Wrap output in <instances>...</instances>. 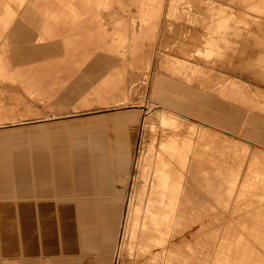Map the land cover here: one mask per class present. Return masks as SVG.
Listing matches in <instances>:
<instances>
[{
  "label": "rangeland",
  "instance_id": "1",
  "mask_svg": "<svg viewBox=\"0 0 264 264\" xmlns=\"http://www.w3.org/2000/svg\"><path fill=\"white\" fill-rule=\"evenodd\" d=\"M163 3L156 38L147 46L145 57L150 58V67L137 71L128 62L121 63H127L125 96L114 91L99 100H85L87 92L103 80L97 73H79L81 86L73 79L52 90L46 101L30 97L18 84L0 85V129L25 127L28 146L29 125L60 121L67 132L71 125L87 131L105 128L107 132L115 120L129 121L125 111L142 109L134 131L128 129L126 137L134 139V154L136 160L141 156L143 167L133 160L125 187L121 182L124 174L114 172V187L123 190L125 204L112 264H152L150 252L158 254L161 242L176 243L181 238L185 242L184 247L177 246L181 264H189L191 259L193 264H205V250L210 255L217 252L211 264H248L245 258L264 257V12L255 11L264 0H180L177 13L169 17L165 15L168 0ZM212 6L226 10L229 27L226 42L219 43L221 55L207 58L198 51H204L214 26ZM176 60L192 68L187 72L190 79L165 70L166 61ZM160 76L165 95H170V87L175 97L177 92L180 95L181 85L191 89L195 97L188 100L194 106L192 113L166 106L162 96L154 93ZM226 81L237 84L253 102L222 98L219 90ZM91 115L102 116L91 120ZM161 115L168 117L170 124L159 125ZM67 132L65 137L70 138ZM201 134L207 137L204 143L198 137ZM189 161L197 178L196 210L185 215L180 236L174 229L169 234L166 218L186 183L183 170ZM136 194L140 198L138 211L126 232L128 205ZM51 215L47 214L48 219ZM61 216L63 225L68 224L67 216ZM50 222L51 229H56L59 222ZM47 241L52 242L53 236ZM186 253L190 254L189 263ZM48 254H34L32 264H54ZM86 262L84 259L82 264Z\"/></svg>",
  "mask_w": 264,
  "mask_h": 264
},
{
  "label": "crops",
  "instance_id": "2",
  "mask_svg": "<svg viewBox=\"0 0 264 264\" xmlns=\"http://www.w3.org/2000/svg\"><path fill=\"white\" fill-rule=\"evenodd\" d=\"M163 2L0 0V85L18 84L30 97L46 101L52 90L73 79H78L73 83L81 86L79 73H97L103 80L98 88L87 92L85 100H99L114 91L125 96L127 63H121L128 62L137 71L150 67V58L145 56L147 46L156 38ZM179 2L168 0L167 17L177 13ZM255 8L258 13L264 12V5ZM211 11L214 26L204 51H198L207 58L221 55L219 43L226 42L229 27L224 8L212 6ZM164 67L169 73L190 79L187 72L192 68L184 62L166 61ZM163 79L158 77L154 93L162 96L166 106L192 113L194 106L190 101L195 97L191 89L181 85L180 95L177 92L175 97L174 88L170 87V95H165L160 83ZM219 93L222 98L242 104L253 102L231 81L221 84ZM141 110L125 111L129 121L115 120L107 132L105 128L87 131L72 125L67 132L60 121L51 122V126L29 125L32 133L28 146L25 127L0 129V264H32L34 254L45 252H49L48 259L54 264H82L84 259L88 260L84 264H91V259L95 264H112L125 204L123 190L114 187V172L124 174L121 182L125 187L137 157L134 139H127L126 132L134 131ZM101 116L91 115L89 119L98 120ZM158 123L170 124L165 115L158 117ZM66 132L70 138L65 137ZM205 136H198L202 143L207 140ZM137 162L142 163L141 156ZM192 164L185 163L186 183L166 218L169 234L174 229L179 235L185 215L196 210L197 178ZM133 197L129 230L140 202L138 194ZM47 214H52L49 219ZM60 214L67 216L68 224L63 225ZM50 221L59 222L56 229H51ZM49 236H53L52 242L47 241ZM209 242L208 239L205 244ZM161 245L158 254L150 252V263L181 264L177 246H185L182 238L176 243L167 239ZM214 245L218 246V241ZM216 253L214 250L210 255L205 250V264H211ZM189 256H184L187 263ZM193 262L191 259L189 264Z\"/></svg>",
  "mask_w": 264,
  "mask_h": 264
},
{
  "label": "bare ground",
  "instance_id": "3",
  "mask_svg": "<svg viewBox=\"0 0 264 264\" xmlns=\"http://www.w3.org/2000/svg\"><path fill=\"white\" fill-rule=\"evenodd\" d=\"M148 111V110H147ZM150 123V122H149ZM76 139V138H75ZM140 156V155H139ZM89 161V160H88ZM137 161V160H136ZM137 164H138V162H137ZM141 165V164H140ZM140 199V198H139ZM138 202H139V200H138ZM133 204H131V203H129V205H128V214H127V225H126V232H129V224H130V220L132 219L131 218V213H132V211H133V206H132ZM249 211V210H248ZM264 213V212H263ZM126 216V215H125ZM236 218V217H235ZM249 219L251 218V217H248ZM254 218V217H253ZM256 218V217H255ZM237 219V218H236ZM134 220V219H133ZM236 221V220H235ZM248 221V220H247ZM254 222V221H253ZM262 227V226H261ZM223 228V227H222ZM252 228V227H251ZM258 228V227H257ZM256 228V229H257ZM248 229H249V227H248ZM258 230V229H257ZM261 230V229H260ZM256 233V232H255ZM248 234V233H247ZM262 235V234H261ZM264 235V234H263ZM235 237H236V234H235ZM228 238V237H227ZM263 238V237H262ZM183 239V238H182ZM263 241V240H262ZM218 243H219V241H218ZM234 245V244H233ZM258 245V244H257ZM176 246V245H175ZM122 247V246H121ZM257 248V247H256ZM259 248V247H258ZM261 248V247H260ZM240 249V248H239ZM257 250V249H256ZM119 251V250H118ZM236 251V250H235ZM118 255V254H117ZM239 255V254H238ZM248 256V255H247ZM253 256H255V255H253ZM258 256H260V255H258ZM231 257H233L232 255H231ZM230 257V258H231ZM244 258V257H243ZM245 260H248V261H250V262H252V263H254V264H257V263H260V262H263L264 261V257H259V258H253V260H252V258L250 257V259L249 258H245ZM249 262V263H250ZM248 263V264H249Z\"/></svg>",
  "mask_w": 264,
  "mask_h": 264
}]
</instances>
